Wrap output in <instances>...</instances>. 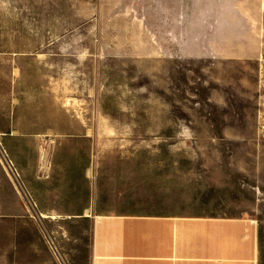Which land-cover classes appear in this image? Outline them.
I'll return each instance as SVG.
<instances>
[{
    "label": "rangeland",
    "instance_id": "374dc122",
    "mask_svg": "<svg viewBox=\"0 0 264 264\" xmlns=\"http://www.w3.org/2000/svg\"><path fill=\"white\" fill-rule=\"evenodd\" d=\"M23 2L35 8L29 35L67 42V71L61 80L53 77V89L67 108L68 133L59 140L12 142L11 149L20 148L21 168L28 166L27 149L34 150L41 174L51 170L54 150L65 151L57 160L73 164L93 154L102 195L152 199L154 172L178 165L181 187L197 197H259L262 203L264 0L9 4ZM8 34L0 28V36ZM0 154L13 173L17 163L2 142ZM19 181L27 197L21 174Z\"/></svg>",
    "mask_w": 264,
    "mask_h": 264
},
{
    "label": "crops",
    "instance_id": "0c3cea01",
    "mask_svg": "<svg viewBox=\"0 0 264 264\" xmlns=\"http://www.w3.org/2000/svg\"><path fill=\"white\" fill-rule=\"evenodd\" d=\"M10 1L0 0V28L9 32L0 36V142L17 166L12 173L0 154V264H264L259 197H197L181 187L178 165L154 172L152 199L105 197L93 154L73 164L56 159L65 156L61 149L52 151L49 172L40 173L32 149L21 168L12 142L68 133L67 108L53 89V77L67 71V42L29 35L35 8Z\"/></svg>",
    "mask_w": 264,
    "mask_h": 264
}]
</instances>
